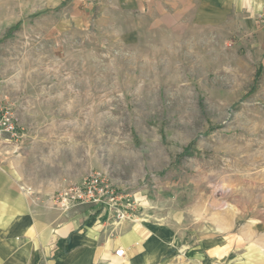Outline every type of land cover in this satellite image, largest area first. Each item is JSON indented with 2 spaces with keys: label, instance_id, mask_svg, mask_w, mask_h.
<instances>
[{
  "label": "rangeland",
  "instance_id": "1",
  "mask_svg": "<svg viewBox=\"0 0 264 264\" xmlns=\"http://www.w3.org/2000/svg\"><path fill=\"white\" fill-rule=\"evenodd\" d=\"M127 6L0 0V80L26 85L21 103L45 97L46 117L83 123L72 132L93 157L86 175H104L127 213L157 196L164 209L205 205L213 221L240 213L211 227L214 248L234 250L246 222L264 232V50L255 34L130 33L145 19ZM0 107L16 118L2 138L21 136L11 101Z\"/></svg>",
  "mask_w": 264,
  "mask_h": 264
},
{
  "label": "crops",
  "instance_id": "2",
  "mask_svg": "<svg viewBox=\"0 0 264 264\" xmlns=\"http://www.w3.org/2000/svg\"><path fill=\"white\" fill-rule=\"evenodd\" d=\"M125 2L131 17L145 19L141 29L131 28L130 33L255 34L264 50V0ZM25 86L15 77L0 80V100L11 101L21 131L19 137L0 138V264H264L259 256L264 244L258 249L264 232L252 221L232 235L234 250L214 248L213 223L222 230L238 212L213 221L205 205L193 211L180 204L164 209L158 196L149 210L120 220L98 206L81 204L63 211L52 205L49 198L68 180L80 181L92 168L93 157L84 153L82 139L72 132L83 123L46 117L53 109L45 97L26 94L21 103ZM189 239L197 245L185 244ZM119 248L124 249L122 257L115 254Z\"/></svg>",
  "mask_w": 264,
  "mask_h": 264
},
{
  "label": "built area",
  "instance_id": "3",
  "mask_svg": "<svg viewBox=\"0 0 264 264\" xmlns=\"http://www.w3.org/2000/svg\"><path fill=\"white\" fill-rule=\"evenodd\" d=\"M260 18L264 23V10ZM5 135L13 137L16 135V118L12 112H3L0 107V138ZM121 197L115 194L104 175L99 172H90L80 181H68L62 191L49 198L52 205L57 206L63 211L70 208L88 204L110 210L117 219L129 217L122 205L119 203ZM118 257L124 255V249L119 248L115 251Z\"/></svg>",
  "mask_w": 264,
  "mask_h": 264
}]
</instances>
